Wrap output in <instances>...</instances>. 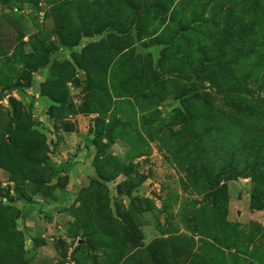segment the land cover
Listing matches in <instances>:
<instances>
[{
	"label": "rangeland",
	"instance_id": "1",
	"mask_svg": "<svg viewBox=\"0 0 264 264\" xmlns=\"http://www.w3.org/2000/svg\"><path fill=\"white\" fill-rule=\"evenodd\" d=\"M0 95V264H264V0H0Z\"/></svg>",
	"mask_w": 264,
	"mask_h": 264
},
{
	"label": "crops",
	"instance_id": "2",
	"mask_svg": "<svg viewBox=\"0 0 264 264\" xmlns=\"http://www.w3.org/2000/svg\"><path fill=\"white\" fill-rule=\"evenodd\" d=\"M81 176L83 177V175ZM79 178L69 179L68 185L64 190L73 188V185L77 184ZM57 205H62V202L58 201L47 204L42 200H36L20 204L23 215L21 222L24 226L23 231L27 238L28 249L30 250L28 253L33 258L32 264H47L40 257H42V253H49V239L52 238V234H57L55 232L57 231L55 224L59 221L61 215L58 214L59 208L56 207ZM40 239L46 242L44 241V244L38 246L34 242Z\"/></svg>",
	"mask_w": 264,
	"mask_h": 264
},
{
	"label": "trees",
	"instance_id": "3",
	"mask_svg": "<svg viewBox=\"0 0 264 264\" xmlns=\"http://www.w3.org/2000/svg\"><path fill=\"white\" fill-rule=\"evenodd\" d=\"M13 88H17V87H16V86H13L12 88H9V89L6 91V93H7V92H11ZM1 97H2V96L0 95V98H1ZM44 217L46 218V216H44Z\"/></svg>",
	"mask_w": 264,
	"mask_h": 264
}]
</instances>
